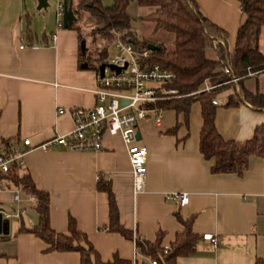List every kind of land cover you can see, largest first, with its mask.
Returning <instances> with one entry per match:
<instances>
[{"label":"crops","instance_id":"crops-1","mask_svg":"<svg viewBox=\"0 0 264 264\" xmlns=\"http://www.w3.org/2000/svg\"><path fill=\"white\" fill-rule=\"evenodd\" d=\"M194 2L198 13L224 32L223 47L231 53L237 29L245 19L239 4L235 0ZM133 4L126 14L133 18L135 11L138 27L141 12ZM41 11L35 12L26 0H0V150L3 142L18 143L24 150L21 143L28 139L31 148L22 157L21 173L47 194L50 229L64 234L71 219L101 262L116 256L147 263L133 241L106 231L107 198L96 189L99 176L109 184L119 224L140 240L152 244L160 234L159 248H169L183 230L175 215L190 222L197 240L191 252L176 259L177 264L264 261V159L250 156L241 175L211 174L212 161L204 160L198 151L202 126L198 103L191 104L185 115L162 110L158 122L147 117L138 123L136 141L146 151L139 193L133 191L127 154L118 137L105 135L96 153L38 148L54 135L71 131L69 115L58 111L92 108L96 88L94 70L80 54L76 32L56 30L49 17L40 19ZM84 41L86 47L87 39ZM258 51L264 55V26L258 35ZM205 55L215 60L213 49ZM83 63L86 68H81ZM262 76L264 72L244 78L243 89L264 95ZM238 90L232 84L215 96L214 127L224 141L242 144L256 127L264 125V108L254 109L245 102L222 107L225 98ZM4 185L0 215L7 220L8 230L6 235L0 234V264H80L77 253L46 252L48 246L40 239L19 232L20 227L29 230L36 226V199L25 187ZM180 192L188 194L184 206L176 208L165 200L166 195ZM206 234L216 238V247L201 240Z\"/></svg>","mask_w":264,"mask_h":264},{"label":"trees","instance_id":"trees-1","mask_svg":"<svg viewBox=\"0 0 264 264\" xmlns=\"http://www.w3.org/2000/svg\"><path fill=\"white\" fill-rule=\"evenodd\" d=\"M133 1L141 12L138 20L151 24L152 34L164 32L171 34L173 38L169 48L162 44L151 43L156 46V49L149 51L147 62L170 72L174 79L166 85V88L176 90L178 95L183 97L158 102L154 106L161 110H171L176 114L185 115L191 104H199L202 126L199 132L198 151L204 160L212 161L211 174L241 175L247 167L250 156L264 159V125L256 127L251 138L242 144L224 141L215 130V106L211 104V101L221 90L228 89L232 83H227L208 93L187 96L197 91L205 80L212 85L229 81L230 76L222 73L227 62L232 75L239 78L236 83L239 90L238 94L228 95L222 107L233 108L245 102L254 109L264 108V95L251 94L242 87V80L246 78L247 73L264 70V55L258 51V35L260 28L264 26V0H235L245 19L237 29L231 53H228L225 47L212 44L216 39L224 42L225 34L198 13L194 0H75L71 10L76 22L68 23L67 29L74 30L79 41L84 40L85 37L82 36L77 24L85 17L86 25L90 28L91 43L95 41V37L103 42V46L98 51V56L100 55L102 59L106 56L108 45L113 41V34H120L123 41H131L136 51H147L146 46L150 43L136 38L126 14L128 5ZM208 49L214 50L215 60L206 58L205 53ZM91 68L95 70L94 66ZM3 145L7 146L8 143L3 142ZM5 183L15 188L25 187L28 193L35 197L37 224L29 230L20 227L19 232L29 233L40 239L48 246L46 252L77 253L80 264H147L142 260L135 259L131 262L116 256L110 262H101L85 236L76 230L71 219L68 220L66 233L52 231L48 221V196L35 188L27 174L21 173V167H12L5 177ZM96 189L106 194L107 198L106 231L117 233L133 241L140 256L156 260L159 264H177V258L186 256L193 250L197 239L191 233L188 220L175 215L176 221L183 230L176 234L168 252L162 254L159 248L160 234L151 244L140 240L139 237L121 227L109 184L101 182L99 176ZM254 264H264V261L256 259Z\"/></svg>","mask_w":264,"mask_h":264},{"label":"built area","instance_id":"built-area-1","mask_svg":"<svg viewBox=\"0 0 264 264\" xmlns=\"http://www.w3.org/2000/svg\"><path fill=\"white\" fill-rule=\"evenodd\" d=\"M63 6L62 0H54L55 28H62ZM108 45L105 59L99 62L94 70L96 88L92 92L94 105L90 109L71 108L67 111L59 110L58 114L67 113L72 121V129L64 135H54L48 141L38 146L41 150L61 148L73 152H99L105 135L118 137L126 151L132 187L134 193L143 189L145 175L146 151L136 141L137 125L147 117L158 122L161 109L154 105L158 102L177 100L183 96L176 90L166 88L174 76L158 65L147 62L149 51H136L132 42L123 41L120 34ZM51 45L55 43V35L50 36ZM212 44L223 47V41L216 39ZM21 48V47H20ZM99 65H103L102 74L98 72ZM118 69V72L115 71ZM264 70L247 73L246 77L256 76ZM229 81L212 85L205 80L194 94L208 93L227 83L236 84L239 78L232 75L227 62L222 69ZM216 105L215 99L211 101ZM22 150L18 145L8 144L0 150V191L5 189V177L12 167L19 168L24 153L30 149L28 139L22 141ZM165 200L176 208L184 206L188 201V194L184 192L170 193ZM35 202V200H34ZM7 218V217H6ZM201 240L212 247H216L217 240L212 235H202ZM162 254H166L168 247H162ZM147 264H159L148 258Z\"/></svg>","mask_w":264,"mask_h":264},{"label":"rangeland","instance_id":"rangeland-1","mask_svg":"<svg viewBox=\"0 0 264 264\" xmlns=\"http://www.w3.org/2000/svg\"><path fill=\"white\" fill-rule=\"evenodd\" d=\"M28 2V4H30L31 7H35L36 4V0H26ZM131 4V3H130ZM128 5V8L126 11L130 12V9H132L131 5ZM47 8L45 10H42L39 14L40 19H45L46 18H50L51 21H54V0H48L47 2ZM135 6V4H133ZM131 7V8H130ZM136 7H133V11L136 10ZM135 12V11H134ZM133 12V18H131L130 14L129 15V22H130V28L137 31L140 35L141 38L144 39L145 41H147L148 43H155V44H162L163 46L169 48L171 46L172 43V35L168 34V33H164V32H156L154 34H152V25L147 23V22H140L141 25H139L137 27V18H136V14H134ZM127 15V16H128ZM85 17L82 18V21L78 24V27L80 29V32L82 34V36H84L87 39V52L85 55V59L88 61L89 64H91V66L96 67L97 63L99 61H102L105 59V57H102L99 55L98 56V51L101 49V47L103 46V42H100L98 37H95V41L93 43H91V38H90V28L86 25L85 22ZM115 34H113V39H115ZM121 36V35H120ZM112 52L110 51L109 54H111ZM109 54H106L109 55ZM113 54V53H112ZM262 78H264V76H262ZM264 81V79L262 80Z\"/></svg>","mask_w":264,"mask_h":264},{"label":"water","instance_id":"water-1","mask_svg":"<svg viewBox=\"0 0 264 264\" xmlns=\"http://www.w3.org/2000/svg\"><path fill=\"white\" fill-rule=\"evenodd\" d=\"M47 2L48 0H36V6H35V12L40 10H45L47 8ZM62 6H63V16H62V28L66 29L68 23L70 22H76V18L74 17L72 13V0H62ZM131 43V41H129ZM146 49L150 52L154 51L156 49V46L148 44L146 46ZM79 51L81 55H85L86 47H85V41L81 40L79 42ZM87 64L83 63L81 65V68H86ZM103 65H99L98 72L101 75L102 74ZM116 72H118V69H115ZM136 138L138 139V136L136 135ZM8 230V222L5 219L1 218L0 215V234L6 235Z\"/></svg>","mask_w":264,"mask_h":264}]
</instances>
